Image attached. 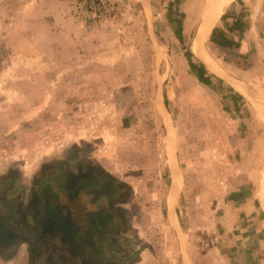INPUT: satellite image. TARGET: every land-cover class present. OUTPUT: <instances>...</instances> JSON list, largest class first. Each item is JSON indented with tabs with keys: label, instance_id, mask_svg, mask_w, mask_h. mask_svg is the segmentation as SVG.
I'll list each match as a JSON object with an SVG mask.
<instances>
[{
	"label": "rangeland",
	"instance_id": "obj_1",
	"mask_svg": "<svg viewBox=\"0 0 264 264\" xmlns=\"http://www.w3.org/2000/svg\"><path fill=\"white\" fill-rule=\"evenodd\" d=\"M228 1L212 21L209 30L215 26L210 36L206 33L203 37L202 48L206 56H202L195 51V40L210 11L211 0H0V105L1 102L6 104L1 110L23 100L22 93L28 92L29 88L33 94L32 107L38 103L39 88L52 93L54 74L59 71L55 57L65 56L73 46L80 61L78 71L90 72L89 77L93 78L78 83L80 89L89 84L88 95L83 97L88 99L87 110L73 114V118L70 108L63 114L55 112L53 95L47 96L44 112L33 109L29 129H12V112L10 120L6 119L5 112H0V117L5 115V120L0 121V150L5 153L14 146L11 141L7 142L12 135L19 151V155H11L12 160L7 159V154L0 156V222L18 227V221L24 217L23 201L28 199V191L34 185L33 176L41 166L47 173L39 183L43 187L42 196L54 202L50 188L44 186L57 185L61 189V181L66 180L65 177L49 176L48 172L56 167L53 158L63 156L68 162H87L86 158H89L88 163L98 164L99 160L90 157L94 150L98 154L103 148L105 159L110 149L113 153L117 148L120 150L123 145L115 146L119 139L112 144L108 134L124 130L121 121L132 115L128 107L138 101V113L132 116H136L135 121L141 120V131L148 134L142 144L148 146L150 152L154 145L150 136L155 133L161 151L153 161L133 150L129 154H118L119 160L104 161L108 170L121 180H132L139 190L138 198L132 197L134 201L129 203L128 209L114 207L120 198L112 192L110 230L114 236H164L166 232L176 236L169 228L164 207L169 185L167 156H163L166 135L159 126L156 129L157 113L152 111L155 84L165 80L166 106L174 116L184 174L182 180L179 174L174 176L175 192L182 185L181 181L183 183L176 210L178 223L187 236H225L226 228L219 223L223 208L214 209V203L230 200L233 189L246 180L236 174L254 173L257 185H264V123L256 110L254 116L246 100L238 95L236 83L231 78L228 81L220 78L229 75L245 82L251 78L249 76L257 75L261 79L264 18L260 15L249 19L253 23L246 31V26L240 23L241 13L235 16V21H225L226 17H232L230 8L237 0ZM231 25L238 27L233 34L225 31ZM179 28L182 29L180 32L177 31ZM56 30L63 31L60 44L54 37H57ZM56 47L60 48L57 54ZM186 57L197 66H204L201 74L210 79L223 99L210 87L197 82ZM46 60L51 61L47 63ZM133 76H136L135 82ZM121 84L125 85L121 87ZM118 86L122 91H118ZM75 100L83 101L80 97ZM118 100H125L121 105L127 108L122 111L117 106V110L112 108L111 111L109 105ZM14 120L17 123V118ZM74 125L80 127L76 132L89 138L92 136L88 143L71 139ZM103 135L106 144L101 139ZM142 168L154 169L150 171L153 176L144 179L145 185L137 186L141 185L140 181H135ZM160 169L165 176L163 173L158 176ZM41 175L38 173L37 177ZM127 190L126 196H129L131 191ZM96 205L102 207V201ZM21 237H15L7 247L0 245V264H47L43 253L52 240L36 239L29 234L24 236L32 239L33 248L38 249V254L32 257L29 246ZM119 243L121 250L111 251L110 259L113 264H131L136 256L134 240L132 246L124 239ZM192 259L195 264L201 262L198 256Z\"/></svg>",
	"mask_w": 264,
	"mask_h": 264
},
{
	"label": "crops",
	"instance_id": "obj_2",
	"mask_svg": "<svg viewBox=\"0 0 264 264\" xmlns=\"http://www.w3.org/2000/svg\"><path fill=\"white\" fill-rule=\"evenodd\" d=\"M230 1L231 0H229L228 3ZM230 9L232 17H226L225 21L228 19L235 21L237 18H235V16L241 13L243 15L239 17L241 19L240 23L242 22L243 26H246V31L250 30L249 27H251L253 23V20L251 22L249 19L256 18L260 15L264 18V0H237L236 4L232 5ZM220 10L213 16L204 34L200 37L201 46L203 37L206 33H208L207 37L210 36L215 24H212L213 26L210 30L209 27ZM233 12L235 14H233ZM220 16L221 15L217 17V20ZM235 24L237 23H234V25ZM234 25L225 28V31L229 34H233L238 28ZM201 26L199 27L196 39L199 36L198 34ZM56 35L57 37L54 36L56 43L60 44V38H63V31L56 30ZM71 39L73 40L72 37ZM59 49L56 47V54L59 52ZM119 49H121V47ZM74 50L75 47L73 46V48H70V52L65 54V56L60 55L55 57L54 62L56 66L59 67V71H56L54 74L55 89H53L52 93H49L47 90L39 88L37 94L39 98L38 103L33 104V107L30 103L31 97L33 96L30 88L28 89V92L24 90L22 93L23 100L16 101L14 104L15 106L12 105L11 108L1 110V108L6 105L5 102H1L0 112H5L6 119L10 120L11 112L13 114L12 116H14L13 118H17V123L13 119L14 123L12 129H19L21 127L29 129L31 112L33 109L37 108L40 109L38 110L39 113L44 112V110L47 109L48 95H53L55 98L56 113L63 114L67 108H70V117L73 118V114L82 112V109L87 110L86 102L88 99L87 97H83L88 95L86 94V91L89 88V84L81 86L80 89L78 83L86 82L88 78L90 80L93 78L89 77L90 72L78 71L80 61L77 58V52H74ZM202 59L204 58L202 57ZM50 61L51 60H46L45 62L48 63ZM262 73L261 79H259L257 75V77L249 76L251 78L245 82L226 75L228 77L227 79L231 78V81L236 83L238 87V95L242 100H246L254 116L256 110L260 120L263 122L261 114L247 97V94H249L252 99H258L264 104V94L261 93V91L264 93V61ZM135 77L136 76H133L134 82L136 81ZM102 78L106 79V77ZM117 78L120 79L121 77L118 75ZM197 82L199 83L198 80ZM164 83L165 80L161 82L158 80L155 84L152 96L155 104L152 111L154 114L157 113L156 120L158 123L154 122L156 129H158L157 127L159 126V129L161 128L164 135H166V140L164 138L166 143L164 144L165 149L163 151V156H167V171L169 173L167 174V177L169 179V185L167 187L168 193L164 207L169 228L175 232L176 236H170L169 232H166L164 236H143L144 234H141V236H114L110 230L111 203L113 202L110 197L112 192L120 198L117 200L118 202H116L114 207L128 209V205H130L129 203L132 204L134 201L132 200V197H134V199L138 198L136 193L139 190L133 185L132 180H121L114 174V172H112V170H108L105 166L106 164L104 165V161L106 159L111 161H114L115 159L119 160L120 158L118 154L121 155L122 152L129 154L130 150H133L134 153L140 155H147L148 160L153 161L156 160V155L159 154V150L161 151L160 144L156 139L157 136L154 133L155 130H152V133L154 134H151L150 136L154 139V145H152L153 147H151L150 152L148 146L146 147V145L142 144V141L146 135L148 136V134L141 131L142 128L139 125L141 120H133L136 116L132 115L138 113V101H135L133 105L128 107V111H132V115H127V118L123 117L121 121L124 130H119L118 132L115 131V133H112L111 135L108 134V138L112 139V144L115 139H119V142H115V146H117V144L123 145L120 149L122 151L117 148V151L113 153L110 149L109 154H106V159L104 154H102L103 148L100 149L98 154L95 150L91 153V156L90 153H87L90 157H95L99 160L98 164L93 162L88 163L90 162L89 158H86L87 162L82 160L80 162L79 160L68 162V159L63 156L53 158V161H56L54 162L56 167H54L51 172H48L49 176L55 178L65 177L64 179L66 180V182L61 181L63 184V186H59L61 189H59L57 185H54L55 187L44 186V188H50L49 191H51L52 196L55 197L54 202H50L49 199L47 200L42 196L43 187L39 183L42 177H47L45 167L41 166L40 170H38V173L42 174L41 176L37 177L38 173L34 174V185L31 186L28 191V199L26 198L23 201L22 208L25 215L24 230L26 235L29 234V236H35V238L38 237L37 239H47L49 240L48 242L52 240L50 244H47L45 249L46 252L43 253V256L49 257L48 259H45L47 264H85L81 251L86 253V255L94 257L91 264H113V259H110L109 256L111 255V251L114 252L115 249L116 251L121 250L119 248V242L123 239L125 243H129L131 246L133 240L135 243L136 256L131 264H195L192 258L196 256L201 258L200 264H264V185H262V187L257 185V177L254 173L249 174V172H244L245 174H242L241 172H238L236 176H244L246 180L240 182V184L233 189L229 198L230 200H227L226 202L217 200L214 203V209L217 210L219 207L223 208L221 221L219 223L224 229L226 228L227 233L225 236H187L182 230L181 225L178 223V212L176 210L180 205V194L183 183L181 181L182 185H180L175 192L174 176L179 174L182 180L184 174L180 162V156L178 154L174 116L166 106V91L163 86ZM124 85L125 84H121L120 86L123 87ZM121 87L118 86V91H122ZM256 88L260 91H257ZM78 91L82 93L78 95ZM213 92L217 93L216 91ZM217 95L220 99H223L222 94L217 93ZM76 97H80L83 101L80 103L76 102ZM109 97L111 98V96ZM2 100L4 99H1V101ZM115 102V104L109 105L111 111L112 108H116L117 106L118 110L122 111L127 108H123L121 105L125 100H118ZM17 107H19V109ZM236 110H238V104L236 105ZM61 116L62 115H60V117ZM0 118V121L2 122L5 115ZM124 122L126 124H124ZM1 125L3 124L1 123ZM39 125V127H43V124ZM79 128V126H72L73 130H71L70 133L71 139L88 143L92 136L89 138L86 134L76 132V129ZM13 138L14 137L11 135L10 139L7 140V142L11 141L14 145L10 150H7L5 153L4 150H0V156L7 154L8 160L14 159L11 155H19V151L15 147L16 142L13 141ZM105 138V135L101 137L106 144ZM131 147L134 149H131ZM25 148L26 147H24V149ZM29 154L30 150H28V155ZM237 167L238 166H236V169H239ZM153 170L154 169L152 168L145 170L142 168L138 175L139 178H136L137 180L135 181H140L141 185H136H145L146 180L144 181V179L147 176L152 177L153 175H150V173L153 172ZM161 174L162 176L166 175L162 169H160L158 176ZM158 176H154V178ZM116 185L118 186V190L115 187ZM114 188L116 189L115 191ZM127 189H129V193L131 191L129 196H126L128 192ZM121 194L123 195L122 198ZM62 198H64V200H62ZM100 201H102V207L96 205ZM120 232L121 231H119V233ZM110 236L114 237L110 240L108 239ZM28 240L31 242L32 239ZM72 240L80 243V246L77 247V249L71 248ZM91 241L93 242L92 247ZM26 244L28 245V243ZM40 255H42L41 252ZM49 261H52L53 263H50Z\"/></svg>",
	"mask_w": 264,
	"mask_h": 264
},
{
	"label": "trees",
	"instance_id": "obj_3",
	"mask_svg": "<svg viewBox=\"0 0 264 264\" xmlns=\"http://www.w3.org/2000/svg\"><path fill=\"white\" fill-rule=\"evenodd\" d=\"M182 29H178L177 31L180 32ZM209 32V31H208ZM187 58V61H188V66L190 68V70L195 74L196 76V79L201 83V84H204L208 87H210L213 91H216L215 88H213L212 84H211V81L209 78L207 77H204L202 74H201V71L204 70V66L202 64H199L198 66L193 63L189 57H186ZM197 67V68H196ZM38 238V237H37ZM36 238V239H37ZM21 240L22 242H26L28 243V245L30 246V251H31V254H32V257L33 256H36V253L38 254V250H36V248H33V244H31V242L27 239V237L25 238L24 236L21 237ZM92 241H91V247L93 246L92 245ZM12 243L10 242H6V243H2L0 245H2L3 247H7L9 245H11ZM80 246V243L79 242H75L74 240H72V245H71V248L72 249H77V247ZM81 254H82V257H83V261L85 264H91L92 260H93V256L91 255H86V253H83L81 251ZM40 255V253H39ZM42 256V255H41ZM45 257V256H44ZM49 257H45V259H48ZM51 259V257H50ZM50 263H53L52 261H49Z\"/></svg>",
	"mask_w": 264,
	"mask_h": 264
},
{
	"label": "bare ground",
	"instance_id": "obj_4",
	"mask_svg": "<svg viewBox=\"0 0 264 264\" xmlns=\"http://www.w3.org/2000/svg\"><path fill=\"white\" fill-rule=\"evenodd\" d=\"M225 1L226 0H211V7H210L209 14H208L207 18L205 19V21L203 22V24L200 28L199 34H198L199 36L197 37L196 42H195V51L200 53V55H202V56H206V55H205L203 48L201 46L200 37L204 34V32H205L207 26L209 25L211 19L221 9V7ZM247 97L254 104L257 111L261 114V117H262L263 122H264V104L262 102H260L258 99H252L249 96V94H247Z\"/></svg>",
	"mask_w": 264,
	"mask_h": 264
},
{
	"label": "water",
	"instance_id": "obj_5",
	"mask_svg": "<svg viewBox=\"0 0 264 264\" xmlns=\"http://www.w3.org/2000/svg\"><path fill=\"white\" fill-rule=\"evenodd\" d=\"M210 70V69H209ZM211 71V70H210ZM212 72V71H211ZM213 73V72H212ZM215 74V73H213ZM217 76L220 77L219 74H215ZM221 79H226L228 81L227 78H222ZM17 233H15L11 228L4 226L1 222H0V243H6V242H11L15 239Z\"/></svg>",
	"mask_w": 264,
	"mask_h": 264
},
{
	"label": "flooded vegetation",
	"instance_id": "obj_6",
	"mask_svg": "<svg viewBox=\"0 0 264 264\" xmlns=\"http://www.w3.org/2000/svg\"><path fill=\"white\" fill-rule=\"evenodd\" d=\"M116 187V189H117V185L115 186ZM115 188H114V191L116 190ZM118 190V189H117ZM23 209V208H22ZM19 211H22V210H19ZM22 214H23V216L24 217H22V221H18V227L16 226V225H13V226H11V225H5L4 224V222H3V224L6 226V227H9V228H11L15 233H17L16 234V236L18 237V238H20V236H26V232H25V230H24V220H25V215H24V212L22 211ZM8 218H10L9 216H8ZM2 219H0V221H1ZM15 240V239H14ZM0 244H2V243H0Z\"/></svg>",
	"mask_w": 264,
	"mask_h": 264
}]
</instances>
